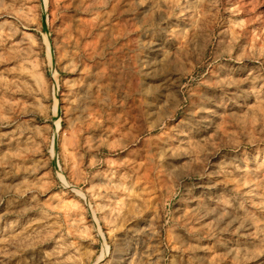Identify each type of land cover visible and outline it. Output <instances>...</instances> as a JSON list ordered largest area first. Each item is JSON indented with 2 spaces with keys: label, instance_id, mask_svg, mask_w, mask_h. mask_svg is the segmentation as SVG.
<instances>
[{
  "label": "rangeland",
  "instance_id": "obj_1",
  "mask_svg": "<svg viewBox=\"0 0 264 264\" xmlns=\"http://www.w3.org/2000/svg\"><path fill=\"white\" fill-rule=\"evenodd\" d=\"M0 264H264V0H0Z\"/></svg>",
  "mask_w": 264,
  "mask_h": 264
},
{
  "label": "bare ground",
  "instance_id": "obj_2",
  "mask_svg": "<svg viewBox=\"0 0 264 264\" xmlns=\"http://www.w3.org/2000/svg\"><path fill=\"white\" fill-rule=\"evenodd\" d=\"M134 140V139H133ZM152 152V151H151Z\"/></svg>",
  "mask_w": 264,
  "mask_h": 264
}]
</instances>
